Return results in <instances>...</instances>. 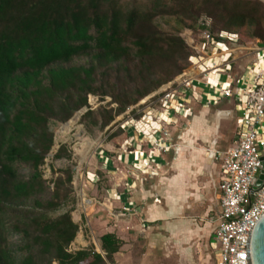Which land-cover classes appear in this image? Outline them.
Instances as JSON below:
<instances>
[{
  "label": "trees",
  "instance_id": "trees-1",
  "mask_svg": "<svg viewBox=\"0 0 264 264\" xmlns=\"http://www.w3.org/2000/svg\"><path fill=\"white\" fill-rule=\"evenodd\" d=\"M200 11L218 17V30L237 33L242 44L258 38L256 30L244 38L242 27L264 31V8L248 0H150L130 8L122 0H0V264L114 261L121 245L114 234L100 236L103 255L69 252L78 230L70 212L43 218L58 206L59 187L72 180L68 169L52 197L41 198L40 166L53 145L49 122L67 121L89 93L112 92L115 114H123L187 70L193 52L181 37L159 32L153 19L175 14L193 30ZM112 119L108 112L104 124ZM62 155L60 146L55 157ZM11 234L20 236L14 250Z\"/></svg>",
  "mask_w": 264,
  "mask_h": 264
},
{
  "label": "rangeland",
  "instance_id": "rangeland-1",
  "mask_svg": "<svg viewBox=\"0 0 264 264\" xmlns=\"http://www.w3.org/2000/svg\"><path fill=\"white\" fill-rule=\"evenodd\" d=\"M150 0H122V5L130 8L134 5L148 3ZM259 4L264 8V0H248ZM204 8V7H202ZM182 18V17H181ZM180 16L175 14L157 15L153 19V24L162 34H169L181 37L186 45H189L190 37L200 35L202 29L208 30L212 34L219 32L218 28L222 27L223 21L219 20L215 15L205 11L194 15L196 25L191 29L184 28ZM264 25V20L261 22ZM264 28V27H263ZM191 30V31H190ZM258 32L256 37L263 38L264 31L259 30L254 26L251 29L242 27L237 30L244 38H251L247 33ZM247 32V33H246ZM256 38L255 40H260ZM254 40V41H255ZM253 41V43H254ZM261 41V40H260ZM187 45V46H188ZM243 47H248L249 44H242ZM191 50V48L189 47ZM251 53L250 55H242ZM237 54V52H235ZM239 57L237 64L234 65L232 72L242 73L246 66L251 63L254 57L253 51L249 49L242 50V54L238 53ZM261 56V55H260ZM87 57H82L77 60L84 62ZM264 60H261V65ZM231 81V77L224 76L222 80ZM112 93V92H111ZM107 95L89 93L86 96L87 106L90 103L91 109L84 111L82 114L79 111L85 107L79 108L67 121L57 122L51 120L49 128L53 135V145L50 151L46 154L43 164L40 166L42 180L45 181L46 190L42 194L43 200H48L54 192V182L62 178L65 180L67 170L72 172L71 183L65 182L58 189V196L54 200L58 202V206L54 209L44 212L43 218L54 219L65 211H69L72 220L75 222V216L79 215L78 230L73 241L67 247V251L75 252L79 249H93L103 255L100 246V236L109 229V226L114 223L111 214L107 212L105 207L100 206L98 202L96 207L90 203L91 198H96L97 201L103 202L106 196L105 189L110 186V180L107 172L98 170L97 162L94 156L99 151L108 152V146L113 143L117 151L122 152L124 149L123 136L124 131L118 125L124 114H115L119 104L114 101L113 93ZM117 89L114 88V94ZM145 98V97H144ZM217 106L210 107L206 115L207 125H212L213 128L217 124L215 137V149L225 150L232 141L234 122L231 119L221 117L216 119L215 113L217 109H225L231 107V104L221 100ZM139 102V101H138ZM138 102L132 104L135 106ZM241 109L244 103L241 104ZM129 108V107H128ZM131 111L135 116L140 115L136 110H141L142 106L133 107ZM197 109H203V106H197ZM88 112L89 115H86ZM108 112L113 115L112 121L105 123ZM124 113V112H123ZM240 113V111H239ZM115 122V123H114ZM178 122H180L178 120ZM173 125V124H172ZM188 126V125H182ZM210 141V140H209ZM63 146V155L59 158L55 157L57 149ZM197 148L205 149L208 144L203 139H198ZM106 148V149H105ZM101 153V152H100ZM113 154V153H112ZM187 158L192 159L194 151L187 149L185 152ZM106 155V154H105ZM208 156V155H207ZM115 161V160H114ZM171 158L166 162V169L160 175L163 179L155 183L158 184L157 189H153L150 195L149 186L152 183L150 175L135 172L128 168L125 170L123 178L138 180L133 189L140 191L142 188L146 192L136 195V192L130 194L134 203L127 209L123 210L127 216L128 224L124 227L122 242L127 244L130 251V259L128 263L133 264H216L215 247L213 244L214 233V217L219 209V179H218V163L219 159H215V164L209 163L206 157L202 154L197 156L196 161L189 166L185 171L182 169L176 170L170 165ZM197 162V163H196ZM118 164V163H117ZM97 170L98 187L91 186L87 183V172ZM142 170V169H141ZM21 171H24L22 169ZM87 171V172H86ZM130 171V173H129ZM134 172V174H133ZM180 176L181 182V200L180 214L175 217L174 223H168V220L163 218L156 222H149L146 219L148 213V201L156 202L159 209H166L167 190L170 184V178ZM154 183V184H155ZM86 184V186H85ZM160 184V185H159ZM149 186V187H148ZM157 190V191H156ZM134 191V190H133ZM82 194V195H81ZM145 194V195H144ZM156 194V195H155ZM83 199L85 201H83ZM30 203L27 204L29 206ZM92 205V206H91ZM98 207V209H97ZM37 210V209H36ZM41 209H38L40 211ZM146 223L145 227L139 225ZM175 226H174V225ZM123 226V225H122ZM167 226L175 227L173 235ZM120 240V241H121ZM10 249L14 250L20 243L18 234H11L8 238ZM127 252V250H124ZM19 255H17V260ZM114 259V257H113ZM125 257H120L119 262L115 259L112 263L106 260V264H125ZM124 260V261H123ZM54 264V262H53Z\"/></svg>",
  "mask_w": 264,
  "mask_h": 264
},
{
  "label": "built area",
  "instance_id": "built-area-1",
  "mask_svg": "<svg viewBox=\"0 0 264 264\" xmlns=\"http://www.w3.org/2000/svg\"><path fill=\"white\" fill-rule=\"evenodd\" d=\"M189 42L187 45L193 52L189 68L141 99L135 106H130L123 113L130 117L125 120L123 116L118 125L122 131L133 126L141 134L153 128L163 138L154 141L153 147L159 151L170 148L177 150L168 129L153 125L155 120L151 118L150 111L154 107L159 106L168 112H189L186 102L192 96L191 91L196 83L212 89L213 100L234 103L237 114L234 117L235 132L230 146L223 152L214 148L207 150L210 158H218L220 161L218 178L221 193L218 213L213 220V244L216 264H249V238L264 215V181L260 187L254 188L263 168L264 157V65L256 67L259 55L264 59V41L255 40L248 47H243L237 33L219 30L214 35L202 29L198 38L190 37ZM245 49L253 51L255 58L246 66L244 74L239 77L230 76L231 81L220 85L218 81L213 83L209 80L211 75H218V80L221 75H230V66L237 63L241 57L238 53L242 54ZM193 66L197 67L195 73L190 71ZM242 103L244 107L241 109ZM136 106H142L141 110H136L140 114L136 120L144 126L140 130L135 126L134 116L130 114ZM88 109H91L90 103L79 113Z\"/></svg>",
  "mask_w": 264,
  "mask_h": 264
},
{
  "label": "crops",
  "instance_id": "crops-1",
  "mask_svg": "<svg viewBox=\"0 0 264 264\" xmlns=\"http://www.w3.org/2000/svg\"><path fill=\"white\" fill-rule=\"evenodd\" d=\"M210 58L212 59L213 57ZM236 64L237 63L230 66L231 70L228 73L230 75H225V74L221 75L219 80H218V75H212L210 76L209 80L213 83H217L218 81L219 82L218 84L220 85V83L229 82V80H224V79L222 80L224 76H229V77L241 76L242 74L245 73V69L241 74L238 72L234 74L232 72V69H234V65ZM190 71L191 73L197 72V67L193 66L192 68H190ZM191 94L192 96L189 97L186 102L187 103L186 106L189 109V112L187 113L184 111L181 112L180 110H177L176 112L174 111L168 112L169 110L165 111L161 109L159 106L154 107L153 110L150 111L151 118L155 120L153 121V125L155 127L161 125L163 126V128L168 129L169 137L171 138V141L178 147L177 150H174L173 148L164 151L156 150V148L153 147L152 144L154 141H159L163 139L161 134L155 133L153 131V128H149L146 134H141V132L134 130V127L131 126L124 130L125 132L123 136L124 149L122 152L117 151L115 145H113L112 143L111 145L108 146L109 148L107 150L109 151L110 155L105 150V152L99 151L98 154L94 156V158L95 157L96 158L91 163L94 164V162H97L96 166L98 167V170L107 172L108 174L107 176L109 177L110 180L109 183L110 186L107 189H105L106 196L104 197L105 198L104 201L99 202L97 201L96 198H91L90 200L91 201L90 203L94 206V208L97 205L96 203L94 204V202H98L100 206L105 207L107 212L111 214L110 218H113L114 220V223L111 224L109 226V229L104 233H112L119 240L123 239L124 227L125 225L128 224V222L126 221L128 214H125L123 210L127 209L130 205H133L134 203V200L130 196V194L136 192V195L139 196L143 192L144 193L146 192L145 188L144 190L142 188L140 191H136V189H133L134 191L132 190V188H134L139 183L137 182L138 180L127 178L128 175L126 176V178H123L125 176L126 169L132 168L131 170L138 172L140 171V169L144 168L143 166L147 165L148 169L145 171L144 174L150 175L151 176L150 179H152V183L153 182L155 183L163 179L160 175L163 173V171H165L166 169L165 164L166 162H168L169 158H171L172 160L170 161L171 167H173L176 170L178 169L180 171H182V169L184 171L186 169H189V166H191L194 163V161H196L197 156H201L202 154L206 157L209 163L212 164L216 163L214 161L215 159H212L209 156H207L208 155L207 150L208 148L215 149V144H217L216 140L214 138V140L211 141V139L215 137L216 135L215 132L218 125L216 124L214 128L212 125H207L208 123L205 117L210 107L217 106V104H219V102L222 101L220 99L213 100L214 92L212 91V89H210L209 87H205L200 83L195 84V87L191 91ZM225 102L231 104V107L225 109H217L215 113L216 119L218 120L221 117H225L227 119H231L234 122L235 114H237V111L234 107V103L227 100H225ZM197 106H203V109L199 110L197 109ZM130 114L134 116L133 119H135L136 121L135 126H137V129L140 130V128H144L143 124L136 120L138 115L135 116L132 112ZM129 117L130 116L126 113L124 119L127 120ZM178 120L180 122H178ZM182 125H188V126H182ZM234 132H235V123H234V131H233L232 139L234 137ZM199 138L207 142L208 146L205 149H200L194 146V144H196V141ZM189 148L192 149V151H194L195 153L194 155H192V159L187 158L185 154V152ZM217 151L223 152L224 150L218 149ZM144 162L145 163L147 162V164L143 165ZM219 165H220V161L218 163V176H219ZM98 176H99V172H97V170H94L92 172H87V179H88L87 183L91 186V188L94 186L98 187L97 184ZM169 180H170V184L166 192L167 199L165 200L167 204V208L164 210L159 209L156 202H152L151 200H149L148 204L146 205L148 209L146 219L151 223L165 218L168 220V223L172 224L175 222L174 221L176 219L175 217H177V215L180 214L181 209H180V205L178 204L182 196L181 195L182 185L180 182V176L179 175L174 176ZM154 183L149 185L151 186L149 190L150 195L154 192L153 189L158 188V184L157 183L154 184ZM217 213L218 211L216 212V214ZM75 217H77L75 220L76 222L79 219V215ZM146 225H147L146 223H142L139 226L145 227ZM167 229H169V231L173 235L175 234V227L167 226ZM124 250H127V252H124ZM122 256L125 257L124 259L125 264H129L128 260L130 259V251L127 248V244L123 243L121 240L119 251L114 254L115 261L119 262V259Z\"/></svg>",
  "mask_w": 264,
  "mask_h": 264
},
{
  "label": "water",
  "instance_id": "water-1",
  "mask_svg": "<svg viewBox=\"0 0 264 264\" xmlns=\"http://www.w3.org/2000/svg\"><path fill=\"white\" fill-rule=\"evenodd\" d=\"M263 168L255 187H260L264 181V157ZM248 260L249 264H264V215L254 227L248 245Z\"/></svg>",
  "mask_w": 264,
  "mask_h": 264
},
{
  "label": "bare ground",
  "instance_id": "bare-ground-1",
  "mask_svg": "<svg viewBox=\"0 0 264 264\" xmlns=\"http://www.w3.org/2000/svg\"><path fill=\"white\" fill-rule=\"evenodd\" d=\"M261 60H264L263 59V57H261L260 55H259V58H258V60L256 61V67H259V66H261V67H263V65H264V62H263V64L262 65H260L261 64ZM260 63V64H259ZM212 74H214V73H212ZM212 76V75H211ZM216 77V76H215ZM214 77V78H215ZM209 79H210V76H209ZM213 80V79H212ZM156 150H158V148H156ZM145 164H147V162L145 163L144 162V164L143 165H145ZM144 168H142L143 170H141L140 169V171L141 172H143V173H145V171L148 169V167H147V165L146 166H143ZM82 195V194H81Z\"/></svg>",
  "mask_w": 264,
  "mask_h": 264
}]
</instances>
